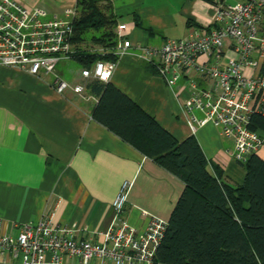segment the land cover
I'll return each mask as SVG.
<instances>
[{
  "label": "crops",
  "instance_id": "obj_1",
  "mask_svg": "<svg viewBox=\"0 0 264 264\" xmlns=\"http://www.w3.org/2000/svg\"><path fill=\"white\" fill-rule=\"evenodd\" d=\"M16 1L42 9L46 18L63 17L76 5V0ZM111 1L118 24L129 27L131 47L117 59L109 83L176 140L193 135L210 168L218 167L228 182L242 184L246 172L227 152L231 141L211 123L197 126L189 121L184 109L186 79L169 87L156 67L140 57L138 48L140 44L159 46L193 29L207 30L213 25L215 4L240 0ZM223 56H235L231 41L224 46ZM68 60L57 64L60 77L66 75L71 84H86L82 69L72 75L59 68ZM54 80L52 75L0 66L1 232L16 237L23 225L36 224L50 212L52 223L71 227L75 238L101 243L115 221L112 203L125 180L130 187L122 216L129 224L143 230L148 222L143 213L168 221L183 182L95 121L91 111L96 99L86 89V97L71 89L59 93ZM256 154L264 157V147ZM20 262L11 252L0 254V264ZM57 264H79V260L64 257Z\"/></svg>",
  "mask_w": 264,
  "mask_h": 264
},
{
  "label": "built area",
  "instance_id": "obj_2",
  "mask_svg": "<svg viewBox=\"0 0 264 264\" xmlns=\"http://www.w3.org/2000/svg\"><path fill=\"white\" fill-rule=\"evenodd\" d=\"M75 9L63 17L46 18L38 7L28 8L16 0H0V66L19 67L32 75H52L55 89H71L85 96V82L71 84L60 77L57 64L70 58ZM213 25L193 29L185 36L166 39L161 45L140 44V57L153 64L169 87L186 79L188 97L184 109L193 125L211 123L232 143L227 149L238 163L264 147V133L250 128L253 114L264 115V0L217 3ZM128 26L118 24L115 53L124 55L131 47ZM232 42L234 57L224 58V46ZM116 61L97 60L82 69L86 79L110 80ZM201 82L210 83L208 86ZM130 182H122L112 203L115 221L104 232L101 243L74 237V230L52 223L47 212L36 224H26L16 237L0 230V254L11 252L20 264H57L64 257L79 264H154L168 221L148 216L138 230L122 216ZM1 227V223H0Z\"/></svg>",
  "mask_w": 264,
  "mask_h": 264
},
{
  "label": "trees",
  "instance_id": "obj_3",
  "mask_svg": "<svg viewBox=\"0 0 264 264\" xmlns=\"http://www.w3.org/2000/svg\"><path fill=\"white\" fill-rule=\"evenodd\" d=\"M74 9L69 60L80 69L97 60L117 61L112 1L76 0ZM85 89L96 99L95 121L184 184L154 264H264V157L248 155L239 163L244 182L230 183L218 167L210 168L193 135L176 140L109 82L87 79ZM250 128L264 133V115L253 114Z\"/></svg>",
  "mask_w": 264,
  "mask_h": 264
},
{
  "label": "rangeland",
  "instance_id": "obj_4",
  "mask_svg": "<svg viewBox=\"0 0 264 264\" xmlns=\"http://www.w3.org/2000/svg\"><path fill=\"white\" fill-rule=\"evenodd\" d=\"M85 47H91V45H89V46L85 45ZM60 67H61L62 71H65L68 74H72V75H76V73L80 70L79 65L74 60H68V62L63 63V65L60 63L59 68ZM65 76L66 75H62V78L67 81ZM67 82H69V81H67ZM69 83H71V82H69Z\"/></svg>",
  "mask_w": 264,
  "mask_h": 264
},
{
  "label": "water",
  "instance_id": "obj_5",
  "mask_svg": "<svg viewBox=\"0 0 264 264\" xmlns=\"http://www.w3.org/2000/svg\"><path fill=\"white\" fill-rule=\"evenodd\" d=\"M107 82H109V80Z\"/></svg>",
  "mask_w": 264,
  "mask_h": 264
}]
</instances>
